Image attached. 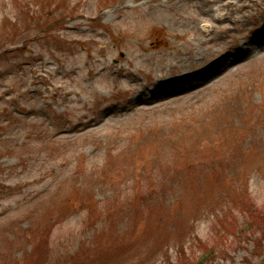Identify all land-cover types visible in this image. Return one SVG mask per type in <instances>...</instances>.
Listing matches in <instances>:
<instances>
[{
    "label": "rangeland",
    "instance_id": "374dc122",
    "mask_svg": "<svg viewBox=\"0 0 264 264\" xmlns=\"http://www.w3.org/2000/svg\"><path fill=\"white\" fill-rule=\"evenodd\" d=\"M32 252L264 264V0H0V264Z\"/></svg>",
    "mask_w": 264,
    "mask_h": 264
},
{
    "label": "trees",
    "instance_id": "16d2710c",
    "mask_svg": "<svg viewBox=\"0 0 264 264\" xmlns=\"http://www.w3.org/2000/svg\"><path fill=\"white\" fill-rule=\"evenodd\" d=\"M152 191V190H151ZM246 194H244L245 196H246V201H248L250 198H251V196H250V193L248 192V189L246 188ZM144 191H143V189L141 190V191H138L137 192V204H139V206L140 205H142V204H144V203H146L147 202V200H146V198L144 197ZM117 200V199H116ZM245 201V202H246ZM251 214H250V216H248L247 218H248V220L245 222V224H244V229L242 230V232H252V233H254L253 231H254V229H255V226H256V222H255V220H256V218H257V216L254 214V213H252V212H250ZM229 217H231L230 215H228ZM227 216V218L229 219V217ZM237 221V219H235L233 222H236ZM231 226H233L232 224L230 225V228H231ZM168 229H166V230H163L164 232L165 231H167ZM173 230V229H172ZM226 230L227 231H229V229H228V227L226 228ZM173 231H175L176 232V230L174 229ZM237 232H238V230H237ZM182 250H184V248H183V246L181 245V247H180V252H182ZM38 253H41V254H44V252H35V255L36 254H38ZM34 255V252H32V254H27V256H22L21 258H18V259H14L13 261H10L9 263L10 264H28V263H31L30 262V260L31 259H28V257H31V256H33ZM35 257V256H34ZM37 264H40L38 261H37ZM198 264H204V260L203 261H200Z\"/></svg>",
    "mask_w": 264,
    "mask_h": 264
},
{
    "label": "bare ground",
    "instance_id": "6f19581e",
    "mask_svg": "<svg viewBox=\"0 0 264 264\" xmlns=\"http://www.w3.org/2000/svg\"><path fill=\"white\" fill-rule=\"evenodd\" d=\"M125 78H127V74H125V76H124Z\"/></svg>",
    "mask_w": 264,
    "mask_h": 264
}]
</instances>
